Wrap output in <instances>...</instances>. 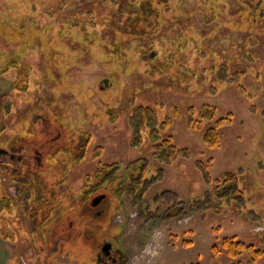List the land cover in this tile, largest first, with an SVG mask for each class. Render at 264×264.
Masks as SVG:
<instances>
[{
  "label": "rangeland",
  "instance_id": "1",
  "mask_svg": "<svg viewBox=\"0 0 264 264\" xmlns=\"http://www.w3.org/2000/svg\"><path fill=\"white\" fill-rule=\"evenodd\" d=\"M205 104L233 114L218 147L187 124ZM142 106L188 154L136 144ZM100 162L122 181L95 182ZM227 172L242 197L216 194ZM233 235L264 249V0H0V264H101L107 242L124 264H251L214 255Z\"/></svg>",
  "mask_w": 264,
  "mask_h": 264
},
{
  "label": "trees",
  "instance_id": "2",
  "mask_svg": "<svg viewBox=\"0 0 264 264\" xmlns=\"http://www.w3.org/2000/svg\"><path fill=\"white\" fill-rule=\"evenodd\" d=\"M140 116L137 117V121H134V129L132 131V139L135 140L136 144H141L144 141L143 133H147V137L153 144L154 153L153 155L160 161L167 164H171L177 157L186 155L189 153L188 148H179L171 135H165L164 131L172 123V118L166 115L162 120L158 117L157 109L153 106H142L140 107ZM174 116L181 117V111L178 108L174 109ZM233 114L227 113L222 116L217 115V109L211 104H205L200 109H196L194 106L187 109V124L190 128L204 129L207 123L211 125L204 130L202 139L208 147H218L221 143L220 129L228 125L232 121ZM135 144V145H136ZM137 146V145H136ZM96 154V157L100 156ZM118 163H99L96 175H94V181L101 183V185L107 184L108 182H114L121 177L117 175ZM127 174L130 184L128 189L131 194L135 195L140 189L141 193L146 190V186L150 183L147 177L149 166L146 158H139L130 163L127 169ZM122 180H120L121 182ZM123 183V182H122ZM216 194L228 199L242 197L243 190L240 187L239 177L234 172H227L222 177L216 179ZM91 184L88 183L87 187ZM88 187V188H89ZM95 187V186H94ZM175 195L174 205H179L177 200V193ZM211 195L207 196L203 203L211 201ZM202 202V201H201ZM178 203V204H177ZM199 202L193 205V209L203 208ZM214 255L224 251L228 256L232 258H239L243 254L248 255V262L255 264L262 256H264V249L257 247L254 243L246 242L238 239L235 235L225 236L222 239L221 247L213 245ZM241 260L233 264H243ZM200 264V263H195Z\"/></svg>",
  "mask_w": 264,
  "mask_h": 264
},
{
  "label": "flooded vegetation",
  "instance_id": "3",
  "mask_svg": "<svg viewBox=\"0 0 264 264\" xmlns=\"http://www.w3.org/2000/svg\"><path fill=\"white\" fill-rule=\"evenodd\" d=\"M105 198V194H101L97 196L93 200V205H95L100 199ZM102 199V200H103ZM127 250L125 248L121 249L113 248L112 242H107L105 245H103L101 252L97 254V259L99 263L101 264H124L127 262Z\"/></svg>",
  "mask_w": 264,
  "mask_h": 264
},
{
  "label": "clouds",
  "instance_id": "4",
  "mask_svg": "<svg viewBox=\"0 0 264 264\" xmlns=\"http://www.w3.org/2000/svg\"><path fill=\"white\" fill-rule=\"evenodd\" d=\"M159 233H155L154 236H158ZM159 241H156L155 244H148L145 246L144 251L147 252L149 255L155 256L158 254L159 249Z\"/></svg>",
  "mask_w": 264,
  "mask_h": 264
}]
</instances>
